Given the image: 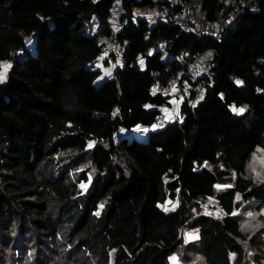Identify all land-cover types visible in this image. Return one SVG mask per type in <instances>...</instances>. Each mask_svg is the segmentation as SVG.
<instances>
[{
	"label": "trees",
	"instance_id": "16d2710c",
	"mask_svg": "<svg viewBox=\"0 0 264 264\" xmlns=\"http://www.w3.org/2000/svg\"><path fill=\"white\" fill-rule=\"evenodd\" d=\"M111 1L0 0V264H171L180 247L248 264L236 211L264 207L245 170L264 148V0H243L219 39L180 29L169 0H121L123 58L104 73ZM199 1L211 18L225 8ZM207 47L203 96L152 127L168 103L152 84ZM209 197L220 214L199 212ZM184 226L197 236L183 242Z\"/></svg>",
	"mask_w": 264,
	"mask_h": 264
},
{
	"label": "built area",
	"instance_id": "2783aa9c",
	"mask_svg": "<svg viewBox=\"0 0 264 264\" xmlns=\"http://www.w3.org/2000/svg\"><path fill=\"white\" fill-rule=\"evenodd\" d=\"M225 3L224 10L218 11L215 17H208L205 10L201 7L199 0H169L170 4L176 6L175 12L172 15V22L177 24L180 29L192 32L197 35H211L217 39L223 36V32L233 23L234 19L239 15L244 6L243 0H222ZM148 7H143L138 10L141 14H147ZM127 14L125 6L121 0H112L109 5V13L107 15V32L99 38L100 49L96 57L109 65L118 63L122 58V46L118 39L125 15ZM149 16V15H148ZM156 16L164 18V14L156 12ZM30 35L23 40L27 42L32 39ZM22 49L17 48L16 52ZM213 53L212 47H207L203 52L196 53L187 63L186 75L181 76L180 73L172 75L166 82L156 81L151 86V91L159 93L167 98L179 97L187 99L191 104H195L204 92V79L210 77L209 59ZM169 112L164 105H159L154 116L152 127H160L169 120ZM143 128L142 125H139ZM215 206L206 203L199 205L201 214L213 215L216 214ZM223 211L222 208H220ZM192 229L189 226H184L179 233L183 242L188 241V235Z\"/></svg>",
	"mask_w": 264,
	"mask_h": 264
},
{
	"label": "rangeland",
	"instance_id": "374dc122",
	"mask_svg": "<svg viewBox=\"0 0 264 264\" xmlns=\"http://www.w3.org/2000/svg\"><path fill=\"white\" fill-rule=\"evenodd\" d=\"M138 12V9H135ZM156 8H148L147 14L149 16L156 15ZM93 28L97 29L98 24L94 23ZM9 61H3L0 76L6 77L9 69ZM96 65L100 66L102 72H109L114 66L109 65L101 60H97ZM156 67V64H153ZM172 106V104H170ZM173 118V115H169ZM79 141L84 146L92 144V140L88 136H81ZM246 175L251 179L258 181L264 178V148L258 147L251 155L249 161L246 164ZM203 203L215 206L216 214H220L222 211L220 207L216 205V201L213 197H209L203 201ZM240 213V224L244 234L243 245L246 250V259L248 264H264V207L258 209L256 204H245L243 208L237 210ZM251 214V215H250ZM197 236L196 229H192L188 235V240ZM188 256L189 259L185 260L184 257ZM169 261L171 264H206L204 257L200 253H193L186 251L183 247H180L176 251L170 254Z\"/></svg>",
	"mask_w": 264,
	"mask_h": 264
},
{
	"label": "crops",
	"instance_id": "0c3cea01",
	"mask_svg": "<svg viewBox=\"0 0 264 264\" xmlns=\"http://www.w3.org/2000/svg\"><path fill=\"white\" fill-rule=\"evenodd\" d=\"M105 73H108V72H105ZM181 102H182V99L179 97L168 98V103L164 106H165V109L169 112V115H171V114L173 116L179 115ZM170 104H172V106H170Z\"/></svg>",
	"mask_w": 264,
	"mask_h": 264
},
{
	"label": "snow or ice",
	"instance_id": "6c2138e0",
	"mask_svg": "<svg viewBox=\"0 0 264 264\" xmlns=\"http://www.w3.org/2000/svg\"><path fill=\"white\" fill-rule=\"evenodd\" d=\"M141 64H143V61H141ZM2 79H3V77L2 76H0V82H2ZM237 83H240L239 81H237ZM233 111H236V112H243L244 111V109H235V108H233ZM251 215V214H250Z\"/></svg>",
	"mask_w": 264,
	"mask_h": 264
},
{
	"label": "water",
	"instance_id": "95a60500",
	"mask_svg": "<svg viewBox=\"0 0 264 264\" xmlns=\"http://www.w3.org/2000/svg\"><path fill=\"white\" fill-rule=\"evenodd\" d=\"M222 6V5H221ZM224 11H226V10H224Z\"/></svg>",
	"mask_w": 264,
	"mask_h": 264
}]
</instances>
